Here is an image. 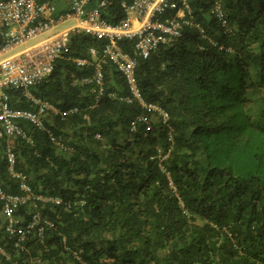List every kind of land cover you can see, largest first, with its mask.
<instances>
[{"label": "trees", "instance_id": "1", "mask_svg": "<svg viewBox=\"0 0 264 264\" xmlns=\"http://www.w3.org/2000/svg\"><path fill=\"white\" fill-rule=\"evenodd\" d=\"M38 2L68 10L65 0ZM122 3L110 0L103 19H126ZM223 5L228 28L209 1H195L182 37L139 61L143 98L169 114L167 124L138 100L118 99L129 89L113 64L100 99L95 86L76 84L93 69L75 59L93 61L91 48L101 52L104 43L71 33L69 51L32 91L79 113L49 116L47 131L22 122L32 143L0 140L6 192H20L9 175V143L33 190L64 203L18 209L24 225L35 214L54 224L19 244L0 220V264H264V0ZM121 44L132 52V41ZM9 93L18 109L35 110L21 92Z\"/></svg>", "mask_w": 264, "mask_h": 264}, {"label": "built area", "instance_id": "2", "mask_svg": "<svg viewBox=\"0 0 264 264\" xmlns=\"http://www.w3.org/2000/svg\"><path fill=\"white\" fill-rule=\"evenodd\" d=\"M65 1L68 10L60 13L55 5L41 4L38 0H0V140L6 138L10 142L22 138L32 143L22 122H30L38 130L47 131L45 120L49 116L66 118L79 113V107L62 111L49 101L35 97L32 91L52 76L58 60L69 51L72 32H82L104 43L101 52L91 48L93 61L75 59L79 67L93 69L91 75L77 80L76 84L95 86L93 92L100 99L105 94V67L113 64L129 89L128 96L118 99L128 104L138 100L143 109L158 112L167 124L169 114L143 98L137 78L139 61L149 59L161 44L182 37L184 27L193 25L195 21L192 7L195 1H209L211 15L217 17L224 28L229 26L223 0H122L128 16L116 25L108 23L102 16V10L110 0H100L97 5L93 4L95 0ZM69 20H76L73 28L26 47ZM198 27L201 34L206 35V28ZM126 40L134 43L132 52L122 46L121 42ZM19 49L22 51L11 54ZM10 91L21 92L34 104L35 110L15 107ZM110 97L115 98V95L111 94ZM138 121L150 123L144 116H139ZM5 152L9 175L18 182L20 192L8 193L0 186L4 229L7 234L18 238V244L35 229L43 237L45 228L54 224L42 222L40 214H35L24 225L22 218L16 215L17 210L27 205L37 207L40 203L50 202L60 206L64 202L60 198L37 194L29 177L17 171L18 159L11 144L8 143ZM0 252L6 255L1 246Z\"/></svg>", "mask_w": 264, "mask_h": 264}, {"label": "rangeland", "instance_id": "3", "mask_svg": "<svg viewBox=\"0 0 264 264\" xmlns=\"http://www.w3.org/2000/svg\"><path fill=\"white\" fill-rule=\"evenodd\" d=\"M55 6H56L57 9L59 10V9H60L59 7H64V8H65V7H66V4L63 2V4L61 3V4H57V5H55ZM75 23H76V21H74V20H69V21H67V22L64 24V26H71V25H73V24H75ZM57 29H58L57 32H54V33L52 32V33H50V34H48V35L42 36V37H40L39 39L32 41V42H31L30 44H28L26 47H28V46H32V45H34V44H36V43L42 41L43 39L49 37L50 35L56 34V33H58V32H61L60 28H57ZM57 29H55V30H57ZM24 48H25V47H24ZM22 49H23V48H22ZM22 49L16 50V51L12 52L11 54H13V53H17V52H20V51H22Z\"/></svg>", "mask_w": 264, "mask_h": 264}, {"label": "crops", "instance_id": "4", "mask_svg": "<svg viewBox=\"0 0 264 264\" xmlns=\"http://www.w3.org/2000/svg\"><path fill=\"white\" fill-rule=\"evenodd\" d=\"M62 11H64V10H62L61 8L59 9V12H62ZM74 21H76V20H74ZM66 23V22H65ZM65 23H63L62 25H60L59 27H57V28H60V30L61 31H65V30H67V29H71V28H73L74 27V25L76 24H73V25H71V26H64V24ZM57 28H55V29H57ZM52 30V32L54 33V32H57L58 31V29L57 30ZM51 32V33H52ZM0 220L2 221V223L4 222L5 223V217H4V214L1 212V216H0Z\"/></svg>", "mask_w": 264, "mask_h": 264}]
</instances>
